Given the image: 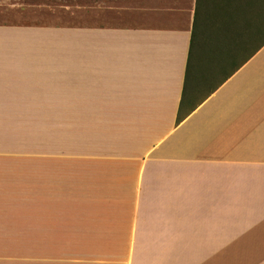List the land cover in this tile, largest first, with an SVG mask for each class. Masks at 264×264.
I'll return each mask as SVG.
<instances>
[{
  "label": "crops",
  "instance_id": "obj_1",
  "mask_svg": "<svg viewBox=\"0 0 264 264\" xmlns=\"http://www.w3.org/2000/svg\"><path fill=\"white\" fill-rule=\"evenodd\" d=\"M209 1L0 24V131L98 122L100 142L0 144V264H264V0ZM200 72L234 75L197 100Z\"/></svg>",
  "mask_w": 264,
  "mask_h": 264
},
{
  "label": "rangeland",
  "instance_id": "obj_2",
  "mask_svg": "<svg viewBox=\"0 0 264 264\" xmlns=\"http://www.w3.org/2000/svg\"><path fill=\"white\" fill-rule=\"evenodd\" d=\"M209 2L206 11L210 15L229 6L226 0ZM0 24L40 28H108V0H0ZM198 38L199 30L196 32ZM207 73L198 74L197 100L207 95L219 79L217 74L208 79L212 73ZM35 109L34 106V112ZM97 123L41 120L1 122L0 144L15 146L18 153L20 150L28 153L32 151L35 157L40 155L45 126V144L49 148V159L52 160L56 159L54 156L58 149L63 153L65 150L99 144L96 140L99 135L95 129ZM21 155L24 157V154Z\"/></svg>",
  "mask_w": 264,
  "mask_h": 264
},
{
  "label": "trees",
  "instance_id": "obj_3",
  "mask_svg": "<svg viewBox=\"0 0 264 264\" xmlns=\"http://www.w3.org/2000/svg\"><path fill=\"white\" fill-rule=\"evenodd\" d=\"M209 6V4H208ZM207 6V8H208ZM205 7V6H204ZM207 8H204V9H201L200 8V15H201V12L204 13L207 12L206 9ZM208 13V12H207ZM196 17H197V12H196ZM212 73V74H211ZM207 74H211L209 76L208 79H212L214 77H216L215 75L217 74L219 76V79L217 81V84H215V86L209 91V93L207 94L206 98H208L209 96H211L215 91H217L225 82H227L233 75H234V72H209ZM198 85H199V82H198ZM182 122V117H178V124Z\"/></svg>",
  "mask_w": 264,
  "mask_h": 264
}]
</instances>
